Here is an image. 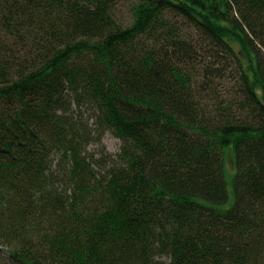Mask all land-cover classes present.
Wrapping results in <instances>:
<instances>
[{
  "label": "trees",
  "instance_id": "trees-1",
  "mask_svg": "<svg viewBox=\"0 0 264 264\" xmlns=\"http://www.w3.org/2000/svg\"><path fill=\"white\" fill-rule=\"evenodd\" d=\"M0 264H264V0H0Z\"/></svg>",
  "mask_w": 264,
  "mask_h": 264
},
{
  "label": "rangeland",
  "instance_id": "rangeland-1",
  "mask_svg": "<svg viewBox=\"0 0 264 264\" xmlns=\"http://www.w3.org/2000/svg\"><path fill=\"white\" fill-rule=\"evenodd\" d=\"M129 6L127 1L120 2L116 6V11L115 16L116 18H127L125 15V11H128L126 8ZM101 144L98 145H91L90 146V152H100L105 150L107 153L111 154L113 157L116 156V154L119 152V144L120 141L119 139L114 136L110 131H106L102 137H101ZM228 147V146H227ZM103 148V150H102ZM224 175H225V180H226V185H227V192H228V198L226 201L225 206L230 205L233 202V189H232V179H233V174H234V166L232 163L233 159V150L232 147L224 148Z\"/></svg>",
  "mask_w": 264,
  "mask_h": 264
}]
</instances>
